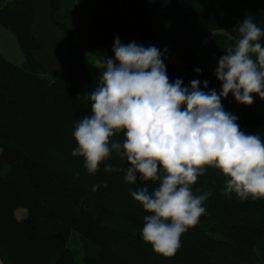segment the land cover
Listing matches in <instances>:
<instances>
[{
    "label": "trees",
    "instance_id": "obj_1",
    "mask_svg": "<svg viewBox=\"0 0 264 264\" xmlns=\"http://www.w3.org/2000/svg\"><path fill=\"white\" fill-rule=\"evenodd\" d=\"M90 1L49 0V12ZM120 5L122 44L167 49L163 59L169 80L180 78L183 86L207 80L205 91L220 92L215 69L234 46L244 18L251 17L264 30V0H120ZM33 22L31 0H0V23L14 34L24 55V62L15 64L0 54L2 263L264 264V199L241 202L234 194L225 196V177L213 168H206L193 185L194 195L212 193L204 202L206 214L182 235L174 257L154 253L141 238L146 213L130 189L148 186L151 192L156 185L127 184L123 172L105 173L103 165L91 176L82 158L71 155L74 127L91 114L87 97L101 70L66 29L74 62L49 79L33 56L39 47ZM253 99L246 106L229 93L221 103L242 131L264 141V100ZM107 163L127 167L115 153ZM94 184L107 186L94 192ZM18 208L25 213L16 215ZM254 247L260 248L258 257Z\"/></svg>",
    "mask_w": 264,
    "mask_h": 264
},
{
    "label": "clouds",
    "instance_id": "obj_2",
    "mask_svg": "<svg viewBox=\"0 0 264 264\" xmlns=\"http://www.w3.org/2000/svg\"><path fill=\"white\" fill-rule=\"evenodd\" d=\"M236 31L234 46L215 69L219 93L204 90L207 80L193 79L187 86L180 78L170 81L163 59L167 49L156 46L122 44L117 37L112 58L96 54L94 60L99 83L87 97L91 114L74 127L71 155L82 158L91 176L103 165L105 173L123 172L127 184L156 185L151 192L148 186L130 189V195L146 213L142 240L165 258L176 255L182 235L206 214L204 202L212 193H193L206 168L225 177V196L264 199V141L242 131L221 103L229 93L246 106L254 96L264 100V30L246 17ZM121 134L123 139H116ZM113 153L126 168L107 163ZM101 186L107 185L94 184L92 191ZM252 251L260 255L259 247Z\"/></svg>",
    "mask_w": 264,
    "mask_h": 264
},
{
    "label": "crops",
    "instance_id": "obj_3",
    "mask_svg": "<svg viewBox=\"0 0 264 264\" xmlns=\"http://www.w3.org/2000/svg\"><path fill=\"white\" fill-rule=\"evenodd\" d=\"M31 10V31L39 44L33 56L51 80L74 62L66 29L89 58L112 49L115 38L123 41L120 0H93L58 9L52 15L49 0H31ZM0 54L15 64L24 62L14 34L1 23Z\"/></svg>",
    "mask_w": 264,
    "mask_h": 264
},
{
    "label": "rangeland",
    "instance_id": "obj_4",
    "mask_svg": "<svg viewBox=\"0 0 264 264\" xmlns=\"http://www.w3.org/2000/svg\"><path fill=\"white\" fill-rule=\"evenodd\" d=\"M96 54H99V55H102V56H105V58H112L113 54H111L110 51H107V52H104V53H96ZM96 54L94 55H91V57L89 58L91 60V62L94 63V60L96 58ZM22 213H25V209L24 208H18L16 210V215H21Z\"/></svg>",
    "mask_w": 264,
    "mask_h": 264
}]
</instances>
